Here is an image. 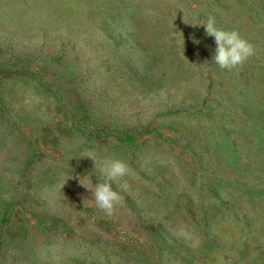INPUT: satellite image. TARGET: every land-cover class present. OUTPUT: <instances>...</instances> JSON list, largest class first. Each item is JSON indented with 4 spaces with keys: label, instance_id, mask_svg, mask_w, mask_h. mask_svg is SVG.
Instances as JSON below:
<instances>
[{
    "label": "rangeland",
    "instance_id": "obj_1",
    "mask_svg": "<svg viewBox=\"0 0 264 264\" xmlns=\"http://www.w3.org/2000/svg\"><path fill=\"white\" fill-rule=\"evenodd\" d=\"M0 264H264V0H0Z\"/></svg>",
    "mask_w": 264,
    "mask_h": 264
},
{
    "label": "clouds",
    "instance_id": "obj_2",
    "mask_svg": "<svg viewBox=\"0 0 264 264\" xmlns=\"http://www.w3.org/2000/svg\"><path fill=\"white\" fill-rule=\"evenodd\" d=\"M200 25L205 26L206 35L214 37L217 45L213 61L223 70L231 71L242 67L244 63L253 55H255V47L248 40L243 38L237 29H225L217 26L214 16H209L206 21ZM195 26V25H193ZM199 43V41H195ZM95 161L96 159L87 155ZM101 177L98 178L99 183L93 188L80 183L92 191V196L96 206L106 215H113L116 207L121 203L122 196L120 192L113 189V184L124 188L126 185H120L126 176L130 174L129 165L119 159H105L100 166Z\"/></svg>",
    "mask_w": 264,
    "mask_h": 264
}]
</instances>
